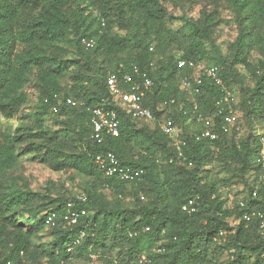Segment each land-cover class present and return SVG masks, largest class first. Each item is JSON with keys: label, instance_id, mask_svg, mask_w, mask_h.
Instances as JSON below:
<instances>
[{"label": "trees", "instance_id": "obj_1", "mask_svg": "<svg viewBox=\"0 0 264 264\" xmlns=\"http://www.w3.org/2000/svg\"><path fill=\"white\" fill-rule=\"evenodd\" d=\"M166 1L0 0V264L92 262L90 250L103 264L264 262V219L258 216L264 215V162H256L261 134L254 129L264 122V0H183L187 7L209 2L211 10L198 18L168 14ZM223 3L237 28L225 50L216 37ZM179 19L183 27L173 29ZM84 38L93 40L94 48L87 49ZM180 61L220 68L225 88L237 96L233 107L239 119L231 131H225L216 107L224 89L203 77L200 93L190 96L181 81L195 74L189 66L180 68ZM120 64L127 69L135 64L153 80L144 106L158 120L172 117L182 128L185 162L158 122L139 125L145 121L112 102L107 107L118 113L120 136L92 138L87 107L111 97L107 79ZM31 83L36 101L22 117L30 122L14 128L16 114L30 102L25 87ZM56 96L75 104L64 103L53 113ZM197 114L213 121L217 139L197 140L190 132L189 123L201 128ZM105 152L142 170L140 179L106 178L95 164V156ZM25 161L86 179L88 201L80 205L87 211L84 223L71 229L46 226L47 213L64 212L74 196L50 180L45 190L32 189L25 178L14 176ZM216 165L244 184L247 199L229 205L217 182L208 180ZM193 197L201 199L198 211L184 212ZM80 229L87 237L70 253L68 244ZM45 232L49 240H43ZM130 232L137 235L130 238ZM220 232L225 234L221 244Z\"/></svg>", "mask_w": 264, "mask_h": 264}, {"label": "built area", "instance_id": "obj_2", "mask_svg": "<svg viewBox=\"0 0 264 264\" xmlns=\"http://www.w3.org/2000/svg\"><path fill=\"white\" fill-rule=\"evenodd\" d=\"M102 24L105 26L104 21ZM82 43L87 49H92L95 46L93 40H87L86 38L82 40ZM178 66L180 68L189 66L195 74L193 77L184 78L181 81V89L187 92L190 96L200 93V88L203 85V77L212 80L214 84L224 89L225 96L216 103V107L219 114L224 118V123L226 125L225 131H228L230 127L235 126L239 119V114L233 107V104L237 103V96L225 88L223 78L220 75V68L217 66L209 67L202 63L195 65L192 62L187 63L185 61H180ZM153 85V80L137 65L131 64L127 69L126 65L120 64L119 68L115 72L110 73L107 79V87L111 97L109 99H102L94 106L87 107V110L92 116V138L94 140L103 141L105 135L113 138H118L120 136V120L118 113L116 110L107 107L112 102L114 105L120 106L125 110L133 119L151 122L152 125L158 122L160 130L171 140V145L176 150L178 159L185 162L186 157L183 149L187 143L182 128L172 117H164L163 119L158 120L154 117L152 112L144 106L147 92L150 91ZM56 98L57 103L51 107L53 113H58L60 106L64 103L68 105L75 104L70 98H67L66 100L62 97L56 96ZM188 101L192 102L191 98H189ZM170 104H175V101L172 100ZM191 104L194 113H196L198 110L197 104L194 103V101ZM196 122L202 127L200 132L194 134L197 140L201 138H218V134L215 133L213 129L214 123L209 117L197 114ZM256 162H264V134H261L260 148L258 155L256 156ZM95 164L104 173L106 178L110 180H118L128 183L136 182L140 179L143 173L142 170H136L130 166L123 165L113 152L97 154L95 156ZM188 166L193 167V163L189 162ZM262 181L264 183V175L262 176ZM142 199H144V197H142ZM200 200V197L190 198L187 203L183 205V211L189 214L196 213L200 206ZM87 201V196L82 193L67 202L66 210L64 212L58 213L53 211L47 213L45 218L46 226L48 228L61 227L62 229L78 227L81 223H84L83 219L87 215V211L82 209L80 205L87 203ZM241 205L243 206L244 204L241 203ZM258 216L259 218L264 219L262 213H258ZM247 217L248 215L245 214L244 219H247ZM149 231L150 228L148 227L144 229V232ZM136 235L137 233L134 232L129 233L130 238H133ZM86 237V229H80L75 236L71 237V241L68 244V252L72 253L77 246L83 243ZM224 237V232H220L217 237V242L221 244L224 241ZM154 251L160 252L161 249H155ZM89 257L92 261H96L99 256L90 250ZM262 264H264V262Z\"/></svg>", "mask_w": 264, "mask_h": 264}, {"label": "rangeland", "instance_id": "obj_3", "mask_svg": "<svg viewBox=\"0 0 264 264\" xmlns=\"http://www.w3.org/2000/svg\"><path fill=\"white\" fill-rule=\"evenodd\" d=\"M165 7L168 9V14H172L178 18H181L184 13L189 14V16L200 17L203 10H207L206 12L211 10V5L207 1H201L199 4L194 6H188L183 2V0H167L165 2ZM220 13L222 18V24L220 25L217 32V44L221 50H225L230 43H232L237 36V28L232 18V13L226 6V4L220 5ZM173 29H180L183 27V21L180 19L177 21H173L171 24ZM119 34L121 32L116 31ZM72 50V49H71ZM68 56L71 57L72 53H68ZM206 64V63H205ZM66 79V78H65ZM65 84H68V80H65ZM26 91L30 96V102L28 105L22 107V111L16 114L13 120V127L16 128L22 121L30 122V119L25 120L22 119L23 116L28 115L32 111V107L34 106V102L36 101L35 90L33 87V83L28 84L25 87ZM144 123L152 126L151 122H138L139 125H143ZM51 121H47V125H50ZM190 132L196 133L202 130V127H198L193 123H189ZM245 126V125H244ZM232 127L229 128L231 131ZM255 132L258 134H264V122H257L254 126ZM199 130V131H198ZM246 130V127L242 128V132ZM241 132V133H242ZM245 133H243V136ZM212 174H209L208 180L215 181L219 185L220 192L223 194V197H227L229 199V205L233 206L237 201L247 199L248 190L245 188L244 184L239 181L237 178H234L230 172L224 170L218 165L214 166L212 169ZM14 176L17 178H25L27 180L28 185L36 190H45L49 180L55 182L56 188L60 190V192L65 194H70V196H77L83 193L84 183L86 181L85 178L78 176L72 171L69 172H54L47 166L38 163V162H30L25 161L21 163L20 168L14 173ZM250 181L253 176H249ZM108 199H113V196L105 192ZM128 204L132 205L133 201L131 198H127L126 200ZM44 233L45 239H50L48 233ZM73 264H103L100 261H74Z\"/></svg>", "mask_w": 264, "mask_h": 264}]
</instances>
